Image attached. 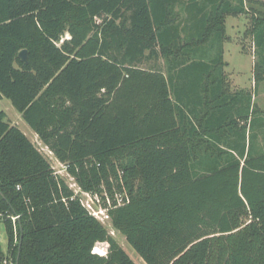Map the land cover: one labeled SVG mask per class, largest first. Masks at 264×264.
<instances>
[{"label": "trees", "instance_id": "1", "mask_svg": "<svg viewBox=\"0 0 264 264\" xmlns=\"http://www.w3.org/2000/svg\"><path fill=\"white\" fill-rule=\"evenodd\" d=\"M240 1L182 37L178 0H0V97L83 191L105 202L125 188L110 221L146 264H264V110L228 91L224 60L226 16L250 15L264 81V2ZM73 197L0 110V217L18 264H136Z\"/></svg>", "mask_w": 264, "mask_h": 264}, {"label": "rangeland", "instance_id": "2", "mask_svg": "<svg viewBox=\"0 0 264 264\" xmlns=\"http://www.w3.org/2000/svg\"><path fill=\"white\" fill-rule=\"evenodd\" d=\"M244 1L250 8V2L253 0ZM259 1L264 2V0ZM225 24L227 44L225 46L224 59L227 64L225 67V76L228 84V91L237 92L239 90H244L253 93V101L262 110H264V81L259 82L257 86L254 82V63L257 61L258 56L255 51L253 39L248 33L251 26V17L246 14L228 15L226 16ZM154 64L155 62L146 63L143 67L150 68ZM164 66L163 60L157 62V67L164 69ZM164 72H166V70H164ZM0 110L6 113L7 120L11 125L17 126L31 140V142L33 141V130L24 121L22 115L14 109L8 99L0 97ZM35 146L50 162L55 173L64 178L72 190H78L79 186L76 181L67 173L65 167L59 164L55 157L49 153L47 148H45L41 143L35 144ZM257 147L258 150L263 149L262 136L259 137ZM0 218V242L2 250L7 251L8 238L5 232V226L2 222L4 219L2 217ZM102 224L136 264H146L139 254L127 243L125 237L113 228L111 221H105L102 222ZM97 247L102 249L103 253H106L108 250L107 244H98Z\"/></svg>", "mask_w": 264, "mask_h": 264}, {"label": "crops", "instance_id": "3", "mask_svg": "<svg viewBox=\"0 0 264 264\" xmlns=\"http://www.w3.org/2000/svg\"><path fill=\"white\" fill-rule=\"evenodd\" d=\"M238 2H241V1L231 0V3L233 4V6H236ZM220 3H221V0H178V2L175 3V5L171 7V17H172L171 19L172 21H175L174 22L175 24L180 25L182 37H185L187 36V34L185 33L186 31L190 33L191 31L193 32L195 30V28L192 29L193 28L192 25H195L198 23L200 24L202 17L205 15H209L212 12L216 11ZM226 44L227 43L225 41L224 53H225ZM209 46L211 45L210 44L206 45V47H209ZM211 54H213V52H211ZM165 69L166 67L163 70ZM32 143L34 145L41 143L45 148H47L49 153L55 157V155L50 151V149L42 143V141L39 139L38 135L35 132H34ZM55 159L58 161L56 157ZM59 164L63 166L62 163L59 162Z\"/></svg>", "mask_w": 264, "mask_h": 264}, {"label": "built area", "instance_id": "4", "mask_svg": "<svg viewBox=\"0 0 264 264\" xmlns=\"http://www.w3.org/2000/svg\"><path fill=\"white\" fill-rule=\"evenodd\" d=\"M63 166L66 170V166ZM104 196L106 197L105 202L98 194H91L89 192H85L79 187L78 190L74 191V197L72 199L79 198L81 204L87 209L89 214H91L93 217H95L98 221L102 223L105 221H110L108 211L114 207V203H116L115 206H123L129 203L130 201V198L125 188L123 192H116L114 200L110 199L107 193H104ZM19 218L20 216L12 217V222L15 227ZM0 264H18V262L13 258L12 253L7 249V251H3V255H0Z\"/></svg>", "mask_w": 264, "mask_h": 264}, {"label": "water", "instance_id": "5", "mask_svg": "<svg viewBox=\"0 0 264 264\" xmlns=\"http://www.w3.org/2000/svg\"><path fill=\"white\" fill-rule=\"evenodd\" d=\"M19 58L22 60V62L27 63L28 62L27 50L21 51L20 54H19ZM18 261H19V257H18Z\"/></svg>", "mask_w": 264, "mask_h": 264}]
</instances>
